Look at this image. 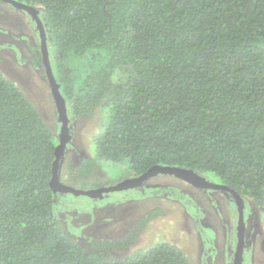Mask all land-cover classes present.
Listing matches in <instances>:
<instances>
[{
  "label": "trees",
  "instance_id": "16d2710c",
  "mask_svg": "<svg viewBox=\"0 0 264 264\" xmlns=\"http://www.w3.org/2000/svg\"><path fill=\"white\" fill-rule=\"evenodd\" d=\"M16 1L39 11L69 117L103 113L93 151L69 167L70 179L105 164L133 176L163 166L212 175L254 202L264 223V0ZM56 145L0 73V264H190L168 243L113 254L156 211L118 239L86 247L73 238L80 227L67 230L58 216L70 217L65 204L76 201L49 186Z\"/></svg>",
  "mask_w": 264,
  "mask_h": 264
},
{
  "label": "rangeland",
  "instance_id": "374dc122",
  "mask_svg": "<svg viewBox=\"0 0 264 264\" xmlns=\"http://www.w3.org/2000/svg\"><path fill=\"white\" fill-rule=\"evenodd\" d=\"M34 27L24 11L0 0V73L21 89L57 136L59 123L43 66L30 62L33 60L30 47L36 48L39 42ZM103 121V113L97 109L91 116L72 123V140L59 167V179L64 185L88 190L138 177L118 164H105L96 175L81 180L69 178V167L76 165L80 157L92 153L91 137ZM209 178L213 185L219 184L214 176ZM70 199L76 201L74 205L65 204L70 217L58 216V219L67 230L69 226L80 227L71 236L83 246L89 247L91 239H118L137 220L159 210L144 224L136 241L126 251L113 252L116 257L130 256L155 244L168 243L179 247L190 264H231L237 214L233 202L222 192L202 191L174 176L157 174L132 192L111 193L96 200L97 204L106 201L98 207L83 196L67 195L61 200L65 203ZM246 205L250 211L248 215L247 210L244 212L246 249L243 264H264L263 217L254 202L247 199ZM56 210L60 214V208Z\"/></svg>",
  "mask_w": 264,
  "mask_h": 264
},
{
  "label": "water",
  "instance_id": "95a60500",
  "mask_svg": "<svg viewBox=\"0 0 264 264\" xmlns=\"http://www.w3.org/2000/svg\"><path fill=\"white\" fill-rule=\"evenodd\" d=\"M3 3L9 4L14 8L24 11L34 23V31L38 35L39 40V54L43 66L44 74L48 83L50 94L53 101L54 110L57 116V122L60 124L59 133L57 135V145L54 150V161L52 164V175L49 182L50 190L53 195L63 194L73 197H87L92 200L103 199L105 195L111 193L129 191L141 187L146 180L157 174H164L174 176L180 180L192 185L200 190H214L222 191L227 197H232L236 207L237 222H236V240L235 253L233 255L232 264H242L243 252L245 248V220L244 210L245 205L242 197L237 195L234 191L227 189L223 185H213L202 175H198L193 171L179 169L175 167H154L136 178L124 180L116 185L110 187H100L95 189H74L70 186L64 185L59 179V167L63 158V154L67 145L72 140V126L69 125L68 109L65 99L60 93V85L57 83L50 60V53L47 44V37L44 25L39 17V11L30 6L14 0H1Z\"/></svg>",
  "mask_w": 264,
  "mask_h": 264
},
{
  "label": "flooded vegetation",
  "instance_id": "af4514ba",
  "mask_svg": "<svg viewBox=\"0 0 264 264\" xmlns=\"http://www.w3.org/2000/svg\"><path fill=\"white\" fill-rule=\"evenodd\" d=\"M36 33V32H35ZM31 48V51H30V53L29 54H31L32 55V57H33V52H32V49H34V52L37 54L38 52H39V42H38V44H37V46H36V48H38V49H36L35 47H34V45H33V48L32 47H30ZM30 62H32V61H30ZM42 64V63H41ZM69 116V115H68ZM74 120L75 119H72L71 117H69V125H70V128H71V126H72V123H74ZM59 129H60V124H59ZM68 146V145H67ZM67 149V148H66ZM66 151V150H65ZM203 191V190H202ZM204 191H211V190H204ZM214 191V190H213ZM219 191V190H218ZM221 191V190H220ZM219 191V192H220ZM228 200H230V202L233 204V206H234V201H233V199H232V197H227V196H225ZM103 202H102V204L103 203H105L106 201H104V200H102ZM94 204V206L95 207H98L99 205H102V204H97L98 203V201H92ZM245 204H246V201H245ZM246 210H247V215H248V212L250 211L249 210V207L247 208V205H246V209L244 210V212L246 213ZM100 213H101V211H100ZM156 213H157V211H156ZM244 218H245V216H244ZM237 222V221H236ZM246 223V222H245ZM245 231H246V225H245ZM74 232V231H73ZM234 234H235V247H236V244H237V240H236V226L234 227ZM245 237V236H244ZM235 247H234V251H233V255H234V253H235ZM246 249V247L244 248V250ZM244 253V252H243ZM233 255H232V260H231V264H232V261H233ZM243 256V255H242ZM242 264H243V262H242Z\"/></svg>",
  "mask_w": 264,
  "mask_h": 264
},
{
  "label": "clouds",
  "instance_id": "9594fccd",
  "mask_svg": "<svg viewBox=\"0 0 264 264\" xmlns=\"http://www.w3.org/2000/svg\"><path fill=\"white\" fill-rule=\"evenodd\" d=\"M59 133V132H58ZM57 137V136H56ZM133 190H129V191H123V192H132ZM62 196H64L63 194H61ZM107 195H105L104 197H106ZM242 199H243V201H244V205H245V209H246V204H245V201H247V199L246 198H244V197H242ZM234 207H235V205H234ZM235 209H236V207H235ZM237 214V213H236Z\"/></svg>",
  "mask_w": 264,
  "mask_h": 264
}]
</instances>
